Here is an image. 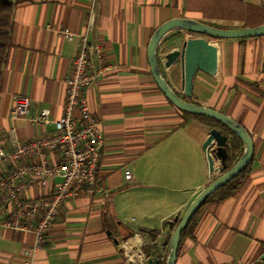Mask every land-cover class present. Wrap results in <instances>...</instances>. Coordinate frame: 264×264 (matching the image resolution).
<instances>
[{
  "label": "crops",
  "instance_id": "crops-1",
  "mask_svg": "<svg viewBox=\"0 0 264 264\" xmlns=\"http://www.w3.org/2000/svg\"><path fill=\"white\" fill-rule=\"evenodd\" d=\"M10 1L14 4L11 46L0 92V138L6 150L16 149L12 129L19 143L55 131L54 125L39 128L26 119H12L17 93L31 98L32 113L47 108L55 119L64 114L67 79L80 39L68 41L59 29L87 33L90 40L102 43L108 61L117 68L85 90L105 137L98 168L100 189L81 191L63 203L34 256L27 253L35 240L32 232L1 229L0 264H134L127 261L121 242L137 233L148 242L144 252L167 256L175 218L185 214L222 170L210 172L203 149L215 126L177 108L157 85L148 57L150 40L158 27L175 18L225 29L263 25L264 0ZM199 35L176 30L163 38L158 48L163 75L179 95L243 125L253 138L255 152L234 194L214 198L197 212L194 225L181 238L176 264H260L264 253V35L208 37L215 46V70L198 73L188 98L180 61L165 67L164 57ZM244 149L241 143L238 153ZM38 159L25 155L19 162ZM15 164L0 162V175ZM127 170L132 173L130 180ZM58 181L51 180L47 187L32 185L22 196L36 199L50 194ZM2 198L0 193L1 219L12 211Z\"/></svg>",
  "mask_w": 264,
  "mask_h": 264
},
{
  "label": "built area",
  "instance_id": "built-area-1",
  "mask_svg": "<svg viewBox=\"0 0 264 264\" xmlns=\"http://www.w3.org/2000/svg\"><path fill=\"white\" fill-rule=\"evenodd\" d=\"M92 23L96 12L92 6ZM68 41L80 39V49L73 61V68L67 79V100L62 117L55 119L49 109L32 113L31 98L24 93L14 96L12 119H26L39 128L54 125L52 134H41L25 143L12 129L11 140L16 146L13 151L6 150L0 138V162H16L5 176L0 175L2 200L12 206L9 216L0 218L3 228L29 231L35 236L34 244L27 253L34 256L45 243L63 203L81 191L95 192L98 186V168L105 142L101 120L91 112L85 90L117 68L109 62L102 43L92 41L87 33H76L70 28L59 29ZM79 109V114L76 110ZM54 154V157L52 156ZM25 155H35L37 162H19ZM126 178L132 173L127 170ZM60 179L50 194L36 199H28L22 193L32 185L47 187L51 180ZM3 201V202H4ZM0 203V211L2 210ZM148 244L141 234H135L121 242L128 262L134 264H165L166 255L147 254L143 246ZM159 258L158 263L150 259ZM264 264V253L259 260Z\"/></svg>",
  "mask_w": 264,
  "mask_h": 264
},
{
  "label": "water",
  "instance_id": "water-1",
  "mask_svg": "<svg viewBox=\"0 0 264 264\" xmlns=\"http://www.w3.org/2000/svg\"><path fill=\"white\" fill-rule=\"evenodd\" d=\"M176 30H188L200 34L183 41L181 47L173 49L165 55L164 65L170 67L180 61L182 67V88L185 96L192 98L195 80L198 73L212 74L216 65L215 46L208 37L216 39L247 38L264 35V24L239 29H225L216 27L198 20L189 18H175L163 23L154 32L148 49L149 63L153 77L166 97L180 110L193 115L205 116L221 122L227 129L225 132L219 128H212L209 137L203 144L207 155L210 172L218 168L224 169L221 175L211 181L191 202L185 214L179 219L175 218L173 235L169 243L165 264H176L180 242L184 230L194 215L206 204L208 199L220 188L243 173L253 160L255 146L249 131L229 115L214 108L194 103L182 98L165 79L158 58V48L163 38ZM230 133H234L244 144L245 149L240 158L228 167L227 157L230 147ZM118 242V240H116ZM150 262L158 263L159 258L154 257Z\"/></svg>",
  "mask_w": 264,
  "mask_h": 264
},
{
  "label": "trees",
  "instance_id": "trees-1",
  "mask_svg": "<svg viewBox=\"0 0 264 264\" xmlns=\"http://www.w3.org/2000/svg\"><path fill=\"white\" fill-rule=\"evenodd\" d=\"M13 10H14V4L10 0H0V92L2 90V83H3V65L7 57V50L11 46V33H12V27H13ZM181 97L184 99H187L184 96H181ZM185 113L189 115H193L188 112H185ZM193 116L201 118L202 120H204L207 124L211 126H215V127L222 126L225 130L227 129L221 122L215 119L205 117V116H198V115H193ZM231 134H232V137L230 140L231 144L229 147V155L227 157L228 167H231L240 158V156L243 153V152L238 153V149L242 143L241 140L234 133H231ZM221 170L222 172L224 171L222 167H221ZM248 171H249V167L239 176H237L236 178L231 180L229 183H227L225 186L217 190L208 199V201L214 198L223 200L233 195L236 189L238 188L241 178ZM196 215L197 213L194 215L189 225L184 230L182 236L192 228L195 222Z\"/></svg>",
  "mask_w": 264,
  "mask_h": 264
},
{
  "label": "rangeland",
  "instance_id": "rangeland-1",
  "mask_svg": "<svg viewBox=\"0 0 264 264\" xmlns=\"http://www.w3.org/2000/svg\"><path fill=\"white\" fill-rule=\"evenodd\" d=\"M222 174V173H221ZM128 238V237H127ZM125 240H127V239H125Z\"/></svg>",
  "mask_w": 264,
  "mask_h": 264
}]
</instances>
